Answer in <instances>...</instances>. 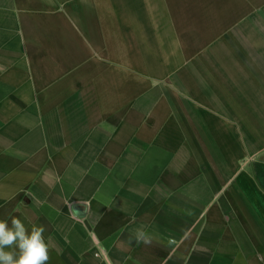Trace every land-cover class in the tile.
<instances>
[{"label":"crops","instance_id":"1","mask_svg":"<svg viewBox=\"0 0 264 264\" xmlns=\"http://www.w3.org/2000/svg\"><path fill=\"white\" fill-rule=\"evenodd\" d=\"M13 217L49 264H264V0H0Z\"/></svg>","mask_w":264,"mask_h":264},{"label":"clouds","instance_id":"2","mask_svg":"<svg viewBox=\"0 0 264 264\" xmlns=\"http://www.w3.org/2000/svg\"><path fill=\"white\" fill-rule=\"evenodd\" d=\"M43 225L31 230L21 219L13 217L11 222L0 219V264H49L50 247L44 237ZM153 237L143 229L135 232V242L151 244Z\"/></svg>","mask_w":264,"mask_h":264}]
</instances>
